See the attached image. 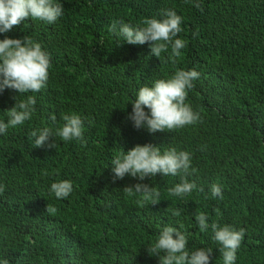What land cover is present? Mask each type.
<instances>
[{
  "label": "trees",
  "instance_id": "trees-1",
  "mask_svg": "<svg viewBox=\"0 0 264 264\" xmlns=\"http://www.w3.org/2000/svg\"><path fill=\"white\" fill-rule=\"evenodd\" d=\"M53 24L26 19L5 37L31 36L51 55L47 86L38 93L32 119L0 134V261L10 264H159L149 255L168 224L192 235L188 249H213L211 264H223L211 228L195 219L205 212L218 222L246 229L235 264H264V0H61ZM165 8L182 16L187 41L175 63L150 54L148 43L132 45L111 30L115 21L143 27ZM119 25L117 26V30ZM170 51V50H169ZM199 72L186 102L201 121L169 131L136 129L129 119L140 88L177 70ZM13 89L0 92V119L16 103ZM145 111H149L145 108ZM85 118L84 139L59 137L56 148H37L36 129L62 126V114ZM55 115L56 120L51 117ZM151 143L192 153L198 189L183 198L168 188L180 176L157 174L140 181L115 177L111 161L135 145ZM203 148V150H201ZM74 191L57 199L49 191L60 180ZM145 183L160 202L140 204L123 189ZM219 184L223 199L212 198ZM56 208L46 212L47 204ZM181 210L180 216L172 213Z\"/></svg>",
  "mask_w": 264,
  "mask_h": 264
},
{
  "label": "clouds",
  "instance_id": "clouds-1",
  "mask_svg": "<svg viewBox=\"0 0 264 264\" xmlns=\"http://www.w3.org/2000/svg\"><path fill=\"white\" fill-rule=\"evenodd\" d=\"M201 9L199 0H185ZM64 6L61 0H0V33H7L14 26L20 25L28 18L55 23L63 15ZM182 16L174 9H162L158 16L146 18L143 27L133 26L130 23L115 21L111 30L124 38L132 45L149 44L150 54L162 61V53H169L167 60L175 63L181 56V50L187 47V41L178 38L183 31ZM119 28L117 30V26ZM170 50V51H169ZM52 67L51 55L40 42L31 36L23 38L5 37L0 39V92L13 89L19 93L13 97L16 103L5 110L7 122L0 119V134H5L9 128H15L31 120L36 111L37 98L27 93H38L47 86L49 70ZM199 72L192 70H177L168 78L156 79L151 86L140 88L137 96L131 102L132 112L129 119L136 129L146 128L149 132L169 131L195 125L201 121L200 112L194 110L186 102L188 92L194 87V81L199 78ZM147 108L149 111H145ZM53 121L56 116L51 117ZM64 123L53 130L52 128L36 129L30 132L29 137L35 138V147L56 148V141L49 143L52 138L59 137L62 141H83L85 118L79 114H62ZM203 150V148L201 149ZM115 177L123 179L126 175L139 178L140 181L157 174L164 176H180V182L168 188L171 196L183 198L198 189L197 183L188 179L195 173L192 167V153L186 150H177L168 147L161 151L160 146L137 144L128 151H123L111 161ZM6 186L0 184V194ZM203 191V188H199ZM57 199H66L74 191L73 181L60 180L51 184L49 189ZM126 195L140 194L143 199L140 204L156 205L160 202L161 192L156 187L145 183H136L123 189ZM212 198L223 199L221 186H211ZM46 212L54 214L56 208L47 204ZM181 210L172 213L180 216ZM195 219L201 232L211 228L213 240L220 245L223 264H235L237 251L244 240L246 229H236L232 225H221L218 222L209 224V217L205 212H197ZM183 225L174 227L168 224L162 228L154 243L147 246L149 255L159 257V264H211L213 249L208 247L189 251L188 244L191 233L183 231ZM0 264H10L7 259Z\"/></svg>",
  "mask_w": 264,
  "mask_h": 264
}]
</instances>
